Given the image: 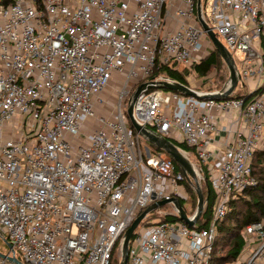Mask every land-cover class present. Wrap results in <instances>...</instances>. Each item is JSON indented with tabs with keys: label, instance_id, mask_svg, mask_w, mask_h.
Here are the masks:
<instances>
[{
	"label": "built area",
	"instance_id": "1",
	"mask_svg": "<svg viewBox=\"0 0 264 264\" xmlns=\"http://www.w3.org/2000/svg\"><path fill=\"white\" fill-rule=\"evenodd\" d=\"M166 4L0 5V233L9 244L0 264H17L10 257L18 255L24 264H111L146 208L188 198L186 174L168 154L146 149L126 111L134 78L147 79L158 64L192 69L215 49L200 24L198 0H182L174 31L166 29ZM202 14L235 59L240 80L232 94L241 85L245 96L200 98L230 82L210 89L213 70L199 79L206 90L189 86L198 96L152 89L137 98L134 115L194 149L215 193L212 216L199 229L182 220H148L150 212L131 238L128 264H211L231 199L258 183L252 162L264 149V0H214L210 18L203 8ZM126 69L116 106L97 115L94 98L104 102L99 94ZM188 79L198 78L192 71ZM90 116L98 126L83 133ZM204 170L197 169L198 177L206 178ZM242 235L244 247L229 264H264V216Z\"/></svg>",
	"mask_w": 264,
	"mask_h": 264
},
{
	"label": "trees",
	"instance_id": "2",
	"mask_svg": "<svg viewBox=\"0 0 264 264\" xmlns=\"http://www.w3.org/2000/svg\"><path fill=\"white\" fill-rule=\"evenodd\" d=\"M13 1L14 0H0V5H7ZM205 5L206 0H202V8L204 12ZM213 70H216L218 74L210 89H220L223 87L225 81L228 78L229 69L224 59L216 49H212L210 53L199 63L195 64L192 69H181L177 66L176 63L158 64L154 73L147 79H145V81L152 79H167L182 83L186 86H190L188 77L190 76L192 71L196 73L198 79H202L210 71ZM139 85H137V87ZM245 91V87L240 85L239 89H237V91L232 94V97L245 96L243 94ZM172 141L182 151L187 152L193 158H195L202 170H204L203 165L198 160L193 148L189 147L183 142H178L175 140ZM149 145L152 152H163L167 154L164 150L159 149L154 145ZM174 163L176 165V168L178 170H181L180 166L175 160ZM252 168L253 175L257 179L258 183L256 186L246 189L243 193L231 199L230 211L224 217V219L218 223V234L214 244L211 264H229L235 261L244 247L242 232L244 231L246 225L259 220L264 216V149L255 152L252 162ZM204 172L206 173V182L205 187L203 188V193L206 202L202 216L196 224V227L199 229L208 226L212 216V210L215 200V193L212 188L211 182L208 179V174L206 170H204ZM183 184L187 190V193L188 191H190V195H188L187 199H181V202L188 216H193L196 213L198 207V193L197 190L193 191L191 181L188 180L187 177L184 179ZM185 201L189 202V206L184 204ZM147 219H160V221L174 222L181 221L179 215L175 211V206L170 203L166 208L160 207L152 211ZM120 262L121 259L119 255V249L118 247H116L114 249L111 264H120Z\"/></svg>",
	"mask_w": 264,
	"mask_h": 264
},
{
	"label": "water",
	"instance_id": "3",
	"mask_svg": "<svg viewBox=\"0 0 264 264\" xmlns=\"http://www.w3.org/2000/svg\"><path fill=\"white\" fill-rule=\"evenodd\" d=\"M198 17L200 24L207 31L210 36L214 48L224 59L227 67L229 69V78L230 82L225 84V86L220 90L218 94H206L199 96L202 99H214V100H226L235 90L236 86L240 80V74L238 73L235 59L232 53L226 48L224 43L217 37L215 32L210 28L202 14V0H198ZM152 89H167L181 93L182 95H195L198 96L197 92L191 89L189 86H186L182 83L160 79V80H148L140 84L132 93L128 106H127V115L131 122L132 128L139 133L149 144L156 146L159 149L164 150L169 156H171L180 166L181 170L186 174V177L191 182L194 181L196 184V190L198 193V207L196 213L192 216H188L186 210L184 209L181 199L174 197L171 200H162L157 203L152 204L148 208H146L132 223V225L126 230L122 239V260L120 264H128L129 263V246L131 238L134 235L135 230L142 222V220L152 211L166 205L172 203L177 211L180 219L187 223L190 227H194L202 213L204 211L206 199L204 197L199 179L197 174L196 165L191 161V159L186 155L184 151H182L176 144L168 139L167 137L161 135L159 132L155 131L149 126H145L140 124L134 115V103L137 98L144 92L152 90ZM253 95V93L248 95V98ZM1 253V252H0ZM11 260L16 262L17 264H24L17 258L10 257Z\"/></svg>",
	"mask_w": 264,
	"mask_h": 264
},
{
	"label": "rangeland",
	"instance_id": "4",
	"mask_svg": "<svg viewBox=\"0 0 264 264\" xmlns=\"http://www.w3.org/2000/svg\"><path fill=\"white\" fill-rule=\"evenodd\" d=\"M213 1L214 0H206L205 12H206L208 18H210V7H211ZM204 41L207 42L206 39H204ZM239 55H240L239 53L234 54L236 59H238ZM238 67L240 69L241 65H239ZM126 72H127V69L125 70V74H121V75L117 74V73L113 74V78L110 81V83L108 84V86L99 94L100 98H103L104 102L99 101L97 97L94 98L93 110L97 115L108 116L110 114L111 110L116 106L118 98H119V92L122 89H124V87L126 86V79H127ZM217 74L218 73L216 71H215V74H213V76H214L213 77V83L215 81ZM229 79L230 78H229V74H228V78L225 81V83L228 82ZM144 81H145L144 78L143 79L134 78L133 81L129 83L128 88L130 89V95L128 97L127 103L129 102V99H130L132 93L134 92V90L136 89L137 85H139L140 83H143ZM189 82H190V86L192 85L193 87H196L198 90H206L207 89L206 84H202L199 79H197V81H195V82L194 81H192V82L189 81ZM253 85H254V83H251L250 85L248 84L249 91L254 88ZM126 111H127V108H126ZM97 126H98V123H97L94 116L87 117L86 122L82 127V132L91 134ZM146 142L147 141L144 139V145L146 147L151 148L150 145L148 144V142L147 143ZM74 143L77 145L81 144V142H79V141H74ZM186 155L196 165L197 169H201L199 163L197 162V160H195V158H193L190 154H186ZM198 179H199L202 191H203V188L205 187V178L202 176L201 178L198 177ZM191 184H192L193 191H195L196 190L195 182L192 181ZM188 195H190V191H188ZM184 204L189 206V202L185 201ZM168 205L169 204H166L162 207L166 208ZM8 248H9V244L6 242V239L4 238V236H2L0 233V251L1 252H7ZM119 255H120V259L122 260V252H119ZM18 258L20 260H22L21 255H18Z\"/></svg>",
	"mask_w": 264,
	"mask_h": 264
},
{
	"label": "crops",
	"instance_id": "5",
	"mask_svg": "<svg viewBox=\"0 0 264 264\" xmlns=\"http://www.w3.org/2000/svg\"><path fill=\"white\" fill-rule=\"evenodd\" d=\"M181 4H182V0H167V4L165 7V12H166L165 24H166V29L169 31H174L179 27V18H177L178 16L176 15V10ZM146 149L151 153H156V152H152L151 148L149 147H146Z\"/></svg>",
	"mask_w": 264,
	"mask_h": 264
},
{
	"label": "bare ground",
	"instance_id": "6",
	"mask_svg": "<svg viewBox=\"0 0 264 264\" xmlns=\"http://www.w3.org/2000/svg\"><path fill=\"white\" fill-rule=\"evenodd\" d=\"M206 182V181H205Z\"/></svg>",
	"mask_w": 264,
	"mask_h": 264
}]
</instances>
